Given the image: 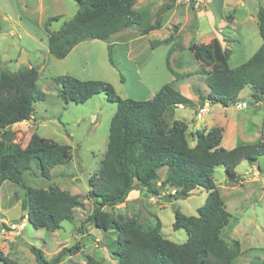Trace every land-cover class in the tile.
I'll use <instances>...</instances> for the list:
<instances>
[{"label":"rangeland","instance_id":"rangeland-1","mask_svg":"<svg viewBox=\"0 0 264 264\" xmlns=\"http://www.w3.org/2000/svg\"><path fill=\"white\" fill-rule=\"evenodd\" d=\"M241 1L213 0L207 6L208 13H205L204 7L195 8L192 2L186 1L188 6L185 14L183 9L177 12L170 9L176 0H138L136 9L139 12L149 11L154 21L164 19L168 22L163 30L158 29V36H149L134 44L129 41L111 43L112 39L107 42L87 40L77 45L66 58L57 59L49 54L46 23L53 17H60L49 27L51 32L59 31L65 22L75 16L79 9L77 2L0 0V71L17 72L35 67L39 72L35 86L47 95L44 102L35 105V120L31 118L8 126L16 118L14 104H11L3 118H0V123L6 124V127L0 126V138L9 129L15 142L24 148L31 135L37 132L44 138L71 146L72 160L53 168L50 179L42 177L38 165L33 164L31 171L23 175L24 184L36 189L59 187L72 195H79L83 203L82 207L75 210V219L64 222L62 229L55 232L38 230L29 224L21 208L25 190L9 181L0 184V253L10 259L11 264H38L31 250L34 246L51 262L63 249L78 244L81 246L80 252L68 255L59 264H86L87 257H94L104 264L117 263L114 254L117 250L114 245L117 234L100 231L91 222L85 224L95 209V203L89 196L88 181L100 170L117 104L105 94L94 96L85 104H66L59 97L55 80L72 76L81 81H102L112 85L122 99L145 101L152 99L164 85L176 80L168 68L170 65L179 80L174 83L175 88L189 98L193 96V91L203 90L206 82L205 75L200 73L202 68L198 70L200 66L194 54L185 47L192 43H209L215 34L224 49L232 50L229 66L235 69L246 63L262 45L258 28L253 30L252 22L247 21L253 15L258 18L264 0H244V5ZM163 2L166 4L162 5ZM220 15L227 16L229 20L234 18V21L230 20L232 29L221 28L216 18ZM216 26H220L218 30ZM160 35L169 39V45L176 46V53H170L169 45L151 47V42L158 45L156 40H161ZM135 44L148 46L147 50L143 47L141 57L137 55L136 49L132 55L128 53V45ZM110 45H113L111 55L115 65L110 61ZM188 73L194 74L188 76ZM29 87L27 85L24 92L30 90ZM250 96L249 88L239 95L236 104L249 103L244 109H238L236 104L228 108L219 104L212 106L218 126L227 118L244 135L225 149L264 140V102H250ZM166 118L170 123L180 121L190 125L194 115L191 109L181 108L174 114H166ZM198 118L201 121L204 116ZM189 125L187 135L193 147L196 144V132L194 134ZM225 142L226 139L223 146ZM256 168L260 171L254 173L255 168L243 161L236 169L242 177L240 182L229 181L222 167L214 173L220 196L232 220L236 221L235 227L225 229L222 236L227 242L236 240L241 243V254L233 264H264V156L258 158ZM158 175L159 179L154 181L153 188L159 195L149 194L143 189L134 190L123 204L105 207L104 211L113 217L136 218L140 223L154 224L158 219L162 223V234L182 244L187 241V234L184 230H174L175 212L180 210L186 216H196L208 192L196 190L187 199L173 200L169 196L174 191L162 185L167 169H160ZM83 223L84 228L81 230ZM0 264L6 263L0 260Z\"/></svg>","mask_w":264,"mask_h":264},{"label":"trees","instance_id":"trees-1","mask_svg":"<svg viewBox=\"0 0 264 264\" xmlns=\"http://www.w3.org/2000/svg\"><path fill=\"white\" fill-rule=\"evenodd\" d=\"M74 1L79 9L59 31L51 32L49 27L60 17H53L46 23L49 54L57 59L66 58L77 45L87 40L107 42L131 27H137L141 35L161 28L160 19L153 22L154 17L149 11L134 9L138 0ZM258 25L263 41L261 47L235 69L229 66L232 51L223 49L217 39L211 43L190 44L188 50L201 64L200 73L206 74L210 90L206 96L199 91L201 104L208 100L212 105L228 108L237 103L246 88L252 91L250 102L264 101L263 6L259 8ZM163 44L169 45V39L158 43ZM111 49L109 46L110 61L115 65ZM172 52L173 48L170 49ZM168 68L177 80L170 65ZM38 77L35 67L17 72L0 71V118L11 104H14L16 116L13 124L8 126L29 121L35 113V105L46 100L47 95L35 86ZM55 84L59 97L66 104H85L100 94L117 104L100 170L88 181L89 196L95 209L85 221V224L93 223L100 231L117 234L114 240L116 264H233L241 254V243L236 240L227 242L222 236L225 229L235 227L236 221L232 220L220 196L214 173L222 167L229 181H242L236 172L237 167L243 161L254 165L259 157L264 156V140L227 150L222 147L223 129L214 127L208 132H197L196 144L192 147L187 135L188 125L180 121L170 123L166 118V114L179 106H195L175 88L174 82L164 85L152 99L145 101L122 99L112 85L102 81H81L65 76L56 79ZM27 85L30 90L24 92ZM5 125L0 123L1 127ZM71 160V146L44 138L37 132L31 135L24 148L15 142L11 130H5L1 135L0 184L9 181L25 190L21 208L34 229L48 232L62 229L64 222L75 219V210L83 203L79 195H72L59 187H27L23 175L37 164L42 177L50 179L53 168ZM163 168L167 169V175L162 185L174 191L169 198L177 201L187 199L196 190L208 192L196 216H186L176 210L173 228L187 234V241L182 244L162 234V223L158 219L154 224L140 223L136 218L113 217L104 211L105 207L123 204L134 190L143 189L159 195L153 183L159 179L158 171ZM83 228L84 223L81 230ZM31 250L38 264H59L68 255L79 253L81 246L63 249L51 262L37 247ZM0 260L12 263L3 253H0ZM86 264L104 263L87 257Z\"/></svg>","mask_w":264,"mask_h":264},{"label":"crops","instance_id":"crops-1","mask_svg":"<svg viewBox=\"0 0 264 264\" xmlns=\"http://www.w3.org/2000/svg\"><path fill=\"white\" fill-rule=\"evenodd\" d=\"M164 1V0H163ZM187 0H176V2H174L175 4H173L172 8H170L171 10H173L174 12H177L178 9H183V11H185V14L187 13V6H188V3L186 2ZM207 1V4H206V7L203 8V9H206L205 13H208V8L207 6H209V2H212L213 0H206ZM241 3L244 5V0L241 1ZM166 4L165 2H163L162 5ZM212 5H214L213 3H211ZM134 9H136V6L134 7ZM137 10V9H136ZM215 10H217V8H215ZM217 20L221 23V28L223 27H229L232 29V25H231V21H234L233 19L234 18H231L230 20L227 19V16H223V15H220L219 17H217ZM223 20H224V24H223ZM248 20L250 21H247L248 23L252 22L253 24V30L255 28H258L259 30V25H258V18H257V15H253L252 17H250ZM156 21V20H155ZM154 22V20H153ZM152 22V23H153ZM180 23H182L180 21ZM168 24V22H166L164 19L161 20V30H163L166 25ZM183 25V24H182ZM220 26H216L215 28L218 30ZM140 31V30H139ZM137 27H131V28H128L122 32H119L117 33L115 36H113L112 40H111V43H115V42H125L126 41H129L130 43H137V42H140V41H143L146 37H153V36H158L157 32L159 30H155V31H151L149 34L147 35H141L139 33ZM260 34V33H259ZM160 37H162L160 35ZM215 39L218 40V37L214 34L210 40H209V43L210 42H213ZM166 40V38L164 39V37L161 38V40H156L158 43L161 42V41H164ZM155 43L154 42H151V47H157V46H160V45H154ZM164 45V44H163ZM110 46H113V45H110ZM129 46V49H128V53L129 55H132L133 54V50L136 49L137 51V55L141 57L142 55V52H143V47L145 48V50L148 49V46L147 45H128ZM170 46V49L173 48V52H175L176 50V46L175 45H169ZM189 47V46H188ZM188 47H185V48H188ZM261 47V46H260ZM259 47V48H260ZM258 48V49H259ZM224 49V48H223ZM229 49V48H227ZM257 49V50H258ZM231 50V49H229ZM232 51V50H231ZM172 52V53H173ZM171 53V54H172ZM173 53V54H174ZM233 54V52H232ZM253 56V55H252ZM199 63V62H198ZM199 68H202L201 64L199 63ZM198 70L196 72H198ZM194 72V73H196ZM194 73H188L187 75L189 76L190 74H194ZM200 74V73H199ZM190 75V76H191ZM205 75V88L203 90H197V91H193L194 94H192L193 96H190L189 99L195 104L194 107H183V106H179V108H176L174 109V111L172 112L173 114L175 113L176 110L178 109H181V108H189L192 110L193 112V115H194V118L191 120V123L192 124H188L189 126H192L191 129L194 131V134L196 132H199V131H206L208 132L209 130H211V128H214V127H220V128H223L224 130V134H223V141L224 139H226V142H225V146H223V141H222V146L223 148L225 147H231V145H233L234 141H236V139H238V137H243V133L239 131V129H237V125H233L232 123L229 122V120H227V118H225V120L222 121V124H217V122L214 120V115L212 113V104L210 103V106L208 108H204V113L202 116H204V119L199 121L200 118H198V115L201 114V110L202 108L204 107L203 104L200 103V97H199V91L200 93H202L203 95H208L209 93V88L207 86V76L206 74H203ZM176 78V77H175ZM177 81H179L178 79L174 81V83H176ZM179 91V90H178ZM244 91V90H243ZM191 93V92H190ZM241 94V93H240ZM251 95H252V91H251ZM251 97V96H250ZM188 98V97H187ZM252 98V97H251ZM208 101V100H207ZM207 101H205L204 103H206ZM264 102V101H263ZM262 102V103H263ZM261 103V102H260ZM261 103V104H262ZM259 105V104H258ZM201 116V117H202ZM34 120H35V115H33ZM225 121V122H224ZM263 124H264V121H263ZM225 133H227V136H225ZM195 134V135H196ZM262 137V135H261ZM260 139V138H259ZM262 140V139H261ZM260 141V140H259ZM226 148L227 150H231V149H228ZM233 149V148H232ZM258 162V161H257ZM257 162L252 165L253 168H255L254 170V173L255 172H259V168H256L257 166ZM8 223V222H6ZM9 224V223H8ZM2 226H0V230H1Z\"/></svg>","mask_w":264,"mask_h":264},{"label":"built area","instance_id":"built-area-1","mask_svg":"<svg viewBox=\"0 0 264 264\" xmlns=\"http://www.w3.org/2000/svg\"><path fill=\"white\" fill-rule=\"evenodd\" d=\"M187 1H192L194 3V5L196 7H198V8L204 6V4H205V0H187ZM247 105H248V103H244L243 102V103H238L236 105V107L238 109H244L245 107H247ZM209 106H210V103L209 102L204 103V107L202 108L201 112L203 113L204 108H208ZM201 114H199L198 117H201Z\"/></svg>","mask_w":264,"mask_h":264},{"label":"clouds","instance_id":"clouds-1","mask_svg":"<svg viewBox=\"0 0 264 264\" xmlns=\"http://www.w3.org/2000/svg\"><path fill=\"white\" fill-rule=\"evenodd\" d=\"M190 2H192V1H190ZM192 3H193V2H192ZM193 4H194V3H193ZM194 7H195V8H198V7H196L195 5H194ZM202 7H204V8L206 7V0H205V4H204V6H202ZM199 8H200V7H199ZM207 102H209V101H207ZM209 103H210V102H209ZM244 103H247V102H244ZM254 103H255V102H254ZM248 104H249V103H248ZM236 105H237V104H236ZM203 106H204V104H203Z\"/></svg>","mask_w":264,"mask_h":264}]
</instances>
